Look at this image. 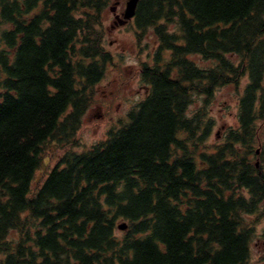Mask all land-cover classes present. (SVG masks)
Here are the masks:
<instances>
[{
	"label": "trees",
	"instance_id": "1",
	"mask_svg": "<svg viewBox=\"0 0 264 264\" xmlns=\"http://www.w3.org/2000/svg\"><path fill=\"white\" fill-rule=\"evenodd\" d=\"M108 2L0 0L1 264H247L243 215L264 197V159L249 158L264 119V0H138L135 34L158 42L138 67L147 93L32 186L49 139L78 146L114 64L97 24ZM243 78L237 125L205 144L206 105ZM193 95L204 104L190 114Z\"/></svg>",
	"mask_w": 264,
	"mask_h": 264
},
{
	"label": "rangeland",
	"instance_id": "2",
	"mask_svg": "<svg viewBox=\"0 0 264 264\" xmlns=\"http://www.w3.org/2000/svg\"><path fill=\"white\" fill-rule=\"evenodd\" d=\"M116 0H109L108 4L101 12L99 20L100 28L104 31L103 43L107 50L114 55V64L111 63L106 70L104 78L96 85L94 95L92 96L91 104L87 109L82 119V124L77 131L74 140L78 146L68 147L62 146L54 139H49L44 145L40 158L39 168L35 172L33 179V187H36L43 180L49 169L57 162V160L65 154L66 151H81L89 147L97 141L103 140L109 129L119 127L121 122H125L127 112L139 100L144 97V85L141 83L138 67L141 61H150L153 53L157 49L158 42L153 34L152 29H147L144 32L140 31L142 39L138 40L134 24L119 25L111 29L110 24L112 14L110 7ZM126 0H118V10L124 9ZM173 28L172 25L169 27ZM196 64L200 66L213 65L210 60H203L200 56H190ZM237 60V57H233ZM246 83V78L241 79L239 84H227L216 89L214 96L206 105V118H210L214 123L209 134L205 138V144L222 143L227 130L237 125L238 100ZM193 101L188 107L190 114L198 109H201L204 100L200 95H193ZM258 135L256 137L253 152L257 149L264 148V119L255 121ZM181 135V134H180ZM262 142L259 146V141ZM249 158L252 163L255 162V155L250 154ZM263 217L257 215L254 218H243L247 222H251L255 226V232L260 234V224L258 223ZM120 221L119 223H121ZM264 220L261 222L263 223ZM123 229L126 230V224ZM252 241L250 258L254 259L258 254H263L260 243L255 242V237ZM260 250V251H259ZM2 256H0L1 264ZM250 264V262L248 263Z\"/></svg>",
	"mask_w": 264,
	"mask_h": 264
},
{
	"label": "flooded vegetation",
	"instance_id": "3",
	"mask_svg": "<svg viewBox=\"0 0 264 264\" xmlns=\"http://www.w3.org/2000/svg\"><path fill=\"white\" fill-rule=\"evenodd\" d=\"M118 5H120V4H117L115 11L111 13L112 14V20H111V24H110V28L111 29H114V28L118 27L119 25H128V23H130V22L134 23L135 16H133L125 24H119V21L116 20L115 17H117V16L118 17H122L124 9H122V10L119 9L118 10V7H119ZM124 8H125V5H124ZM146 93H147V89H146V87H144V94H146ZM256 137H257V134H256ZM257 140H258V138H257ZM260 144H262L261 141H259V146H260ZM263 150H264V148L260 149V150L256 149L253 152V155H255V159H256L255 160L256 165H257L258 162L260 163V161H262L264 159V157L261 158V156H259L261 151H263ZM262 169L264 170V160L262 162ZM240 192H241V194L243 196H247L248 198H250V196H251L250 192L248 190H246V189L241 188ZM245 214L249 218H251V217L254 218L255 216L257 217V215L260 216L261 214H263V217L258 222L261 225L260 226L261 231H260V234H258V236H257V234L255 232V226L253 227V225H251V222H248V224H249L248 227H250L252 229V239H251V242H250V254H251L252 241H253V238H254L255 235L257 236V237H255V239H256L255 242L256 243H260L261 244V248L264 251V222L261 223L264 220V197L261 198L260 203L257 205V207L254 210H251L250 212H246ZM249 262H250V264H264V255L262 253L258 254L257 257H254V259H251L250 256H249L247 264Z\"/></svg>",
	"mask_w": 264,
	"mask_h": 264
},
{
	"label": "water",
	"instance_id": "4",
	"mask_svg": "<svg viewBox=\"0 0 264 264\" xmlns=\"http://www.w3.org/2000/svg\"><path fill=\"white\" fill-rule=\"evenodd\" d=\"M137 2L138 0H126L122 17H118V16L115 17V19L119 21V24H125L128 20H130L134 16ZM117 4L118 1H115L113 5L110 7V11L114 12ZM124 227H125L124 224L118 225L119 229H123Z\"/></svg>",
	"mask_w": 264,
	"mask_h": 264
}]
</instances>
